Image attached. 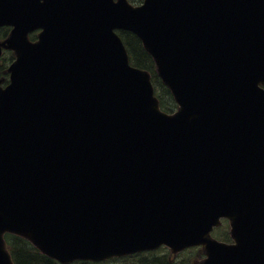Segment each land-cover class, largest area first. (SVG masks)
I'll return each mask as SVG.
<instances>
[{"label":"water","instance_id":"95a60500","mask_svg":"<svg viewBox=\"0 0 264 264\" xmlns=\"http://www.w3.org/2000/svg\"><path fill=\"white\" fill-rule=\"evenodd\" d=\"M2 23L42 31L0 88V264L4 231L61 261L201 244L194 264H264V0H0Z\"/></svg>","mask_w":264,"mask_h":264},{"label":"trees","instance_id":"16d2710c","mask_svg":"<svg viewBox=\"0 0 264 264\" xmlns=\"http://www.w3.org/2000/svg\"><path fill=\"white\" fill-rule=\"evenodd\" d=\"M140 3L142 0H130ZM126 43L134 65L148 70L152 74L160 104L166 111H173L176 107L169 90L160 82L155 75L154 63L150 55L144 50L139 39L128 31H119ZM7 245L15 264H60L44 255L31 245L25 238L17 235H6ZM160 256L154 253H142L132 257H126L120 264H160ZM73 264H98L87 261H77ZM165 264H167L165 262Z\"/></svg>","mask_w":264,"mask_h":264}]
</instances>
